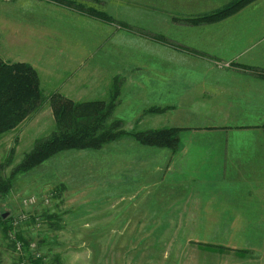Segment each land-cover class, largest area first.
I'll return each mask as SVG.
<instances>
[{"label": "rangeland", "instance_id": "374dc122", "mask_svg": "<svg viewBox=\"0 0 264 264\" xmlns=\"http://www.w3.org/2000/svg\"><path fill=\"white\" fill-rule=\"evenodd\" d=\"M77 1L151 33L171 28L180 43L187 34L186 22L169 17L167 10L175 8L173 14L186 18L182 1L177 6L176 0H156L157 8L151 0ZM68 5L69 0H0L2 58L31 63L46 97L58 90L79 101L108 99L117 76L122 93L115 117L124 119L128 131L191 124L182 108L187 105V60L179 52L156 48L142 34L73 12ZM155 51L158 61L150 57ZM49 103L0 136V168L11 188L0 205L13 233L26 241L25 246L14 242L0 226V264H28L30 258H42L44 264L264 262L262 248L247 247L250 226L201 223L209 214L193 191L200 172L187 175L188 167L199 163L184 153L192 139L187 130L180 133L182 145L173 153L129 136L98 151L67 150L33 170L17 171L36 139L55 130ZM168 105L175 108L164 114L147 112ZM200 112L204 121L190 116L192 125H216L214 108ZM209 170L207 179L217 180L216 170ZM218 220L214 213L211 221ZM242 250L247 253L240 255Z\"/></svg>", "mask_w": 264, "mask_h": 264}, {"label": "crops", "instance_id": "0c3cea01", "mask_svg": "<svg viewBox=\"0 0 264 264\" xmlns=\"http://www.w3.org/2000/svg\"><path fill=\"white\" fill-rule=\"evenodd\" d=\"M181 1L187 6L189 18L231 0H176V5ZM151 2L157 8L156 0ZM174 9L167 6L169 17L184 18L173 14ZM117 22L120 24H105H117L138 37L142 34L156 48H170L173 55L177 51L187 60V105L182 108H187V121L191 123L187 127L192 128L187 132L192 139H187L184 153L199 161L188 167L187 175L200 172L193 191L200 195L201 207L209 214L208 221L201 223L250 226L247 247L264 250V78L260 75L264 71V0L217 23L196 25L187 20L182 43L175 40L171 28L151 33L126 21ZM170 40L185 46V50L170 45ZM150 57L153 61L160 59L157 51ZM202 108H214L216 125H192L190 116L204 121ZM210 168L216 170L215 181L207 179L211 178ZM214 213L219 218L216 222L211 221Z\"/></svg>", "mask_w": 264, "mask_h": 264}, {"label": "trees", "instance_id": "16d2710c", "mask_svg": "<svg viewBox=\"0 0 264 264\" xmlns=\"http://www.w3.org/2000/svg\"><path fill=\"white\" fill-rule=\"evenodd\" d=\"M52 1L61 3L65 0ZM69 1L70 5L68 6L81 14L101 20L104 23H118L105 11L86 6L77 0ZM256 1L258 0H231L211 12L180 19L186 23L188 20L196 25L217 23ZM3 58L0 55V136L16 129L27 118L40 111L47 101L50 102L49 105L55 119V130L47 136L36 139L32 149L25 154L23 160L17 166V171L33 170L57 154L67 150L98 151L107 144L129 136L144 146L170 149L175 152L182 145L180 133L192 129L181 126H162L146 130L128 131L125 129L124 119L115 117L118 99L122 93L121 80L117 76L114 77L108 99L95 98L79 101L58 90L52 91L46 97L38 71L31 63L6 61ZM262 72L260 75L264 78V71ZM171 109L172 106L169 105L153 106L148 108L147 112L164 114ZM209 128L214 129V127ZM13 175L15 174L13 173ZM10 190V178H6L0 168V200H3ZM4 210V207L0 205V226H3L5 235L12 234L14 242L23 241L25 246L26 241L24 238L19 233H13V225L9 223ZM206 247L224 249L223 246L214 244H206ZM238 253L242 255L246 254L247 251L242 250ZM21 259L26 261V256ZM28 264L44 263L42 258H30Z\"/></svg>", "mask_w": 264, "mask_h": 264}]
</instances>
